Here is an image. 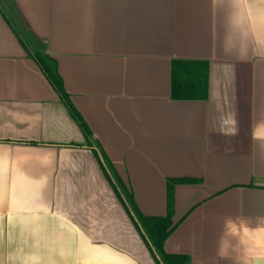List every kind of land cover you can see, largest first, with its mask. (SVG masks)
<instances>
[{"label": "crops", "instance_id": "obj_1", "mask_svg": "<svg viewBox=\"0 0 264 264\" xmlns=\"http://www.w3.org/2000/svg\"><path fill=\"white\" fill-rule=\"evenodd\" d=\"M56 61L86 137L20 42ZM207 93L175 99L172 62ZM264 264V231L218 255L226 218H264V0H0V264Z\"/></svg>", "mask_w": 264, "mask_h": 264}, {"label": "trees", "instance_id": "obj_2", "mask_svg": "<svg viewBox=\"0 0 264 264\" xmlns=\"http://www.w3.org/2000/svg\"><path fill=\"white\" fill-rule=\"evenodd\" d=\"M20 42L26 47L29 55L38 63L48 80L59 93L68 107L72 117L80 125L84 135L90 137V131L82 116L73 106L69 95L65 91L64 83L58 72L57 63L45 51L47 45L28 29L18 13L8 17ZM208 84V65L204 61L174 60L172 62V95L175 99H201L206 96ZM168 182V212L165 217H144L140 221L148 239L156 246L161 259L165 264H190L186 256L167 254L163 246L173 230L172 201L173 184Z\"/></svg>", "mask_w": 264, "mask_h": 264}, {"label": "clouds", "instance_id": "obj_3", "mask_svg": "<svg viewBox=\"0 0 264 264\" xmlns=\"http://www.w3.org/2000/svg\"><path fill=\"white\" fill-rule=\"evenodd\" d=\"M255 228L245 219L226 218L223 224V232L219 241L218 255L227 259L229 249L232 247V240L235 239L243 244L246 237L255 231H264V218Z\"/></svg>", "mask_w": 264, "mask_h": 264}]
</instances>
